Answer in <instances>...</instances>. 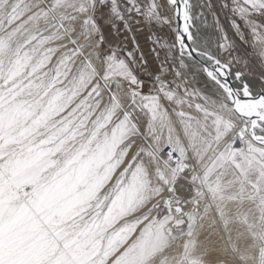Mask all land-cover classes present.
Returning <instances> with one entry per match:
<instances>
[{"label": "snow or ice", "instance_id": "6c2138e0", "mask_svg": "<svg viewBox=\"0 0 264 264\" xmlns=\"http://www.w3.org/2000/svg\"><path fill=\"white\" fill-rule=\"evenodd\" d=\"M0 264H264V0H0Z\"/></svg>", "mask_w": 264, "mask_h": 264}]
</instances>
